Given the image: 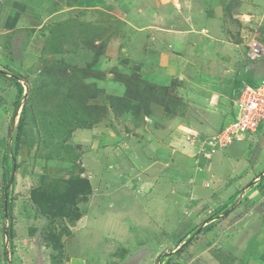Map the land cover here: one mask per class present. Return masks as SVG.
<instances>
[{"label":"rangeland","instance_id":"1","mask_svg":"<svg viewBox=\"0 0 264 264\" xmlns=\"http://www.w3.org/2000/svg\"><path fill=\"white\" fill-rule=\"evenodd\" d=\"M40 2L42 5L39 7L43 9L38 18L39 25L18 28L9 23L14 29H8L0 23V70L9 75L0 74V175L5 170L4 177L0 176V264H64L63 248H56L53 241H45L44 231L49 229V223L31 194L39 187L43 175L56 173L62 177L68 172L69 166L61 164V160L73 158V155L67 150L64 152L58 145L65 138V146L67 139L80 129L68 136L67 132H63L66 125L61 132L56 131L59 121L67 120L74 113V125L79 123L78 120L94 122L92 127L97 124L96 131L88 133V136L92 135L91 144L74 148L76 153L77 149L82 152L85 163L96 162L97 159L98 163L106 161L101 160L103 155L99 157L96 154L98 150L103 152L94 144L101 136L111 139L117 148L129 143L127 148L136 155L135 149H143L145 153L144 149L151 143L145 138L149 131L154 134L179 124L169 108L176 105L177 95L181 93L144 79L138 66L140 61H130L131 68L121 64L126 58L136 57L138 43L143 40L129 22L122 19L121 11L128 7L118 4V0ZM252 8H245L247 13L243 10L240 15L257 14ZM242 20L245 25V21H249L247 18ZM241 28L244 29V24ZM126 50L129 52L126 53ZM109 67L113 72L112 79L128 86V95L116 93L120 95L119 99L113 97L111 101L114 88L101 85L108 76ZM143 71L147 77L152 73L147 69ZM15 75H19V81L11 80ZM141 91L153 96L148 113L143 111L140 116L136 112L131 113V109L135 106L137 112H141ZM68 97L71 99L68 100ZM66 101L69 102L68 111L61 116L60 107ZM21 117L24 126L17 141ZM184 133L181 142L183 150H177L176 156L184 154L185 150L188 152L186 147L190 149L187 138L191 132ZM258 134L256 132L252 140H245L247 143L243 141L245 146H240L243 148H229L227 154L233 159L247 153L248 163L241 173L234 174L229 168L227 175L231 174V179L214 170L212 175H219L216 177L222 182L216 186L213 180L210 183L205 181L200 194L197 190L199 183L193 180L195 178L191 179L189 175L179 179L184 185H179L177 195L192 199L197 206L196 213L193 206L184 207V197H178L168 217L154 216L157 220L151 223L141 215L142 226L131 229L122 245L114 247L115 252L124 255L125 251H134L136 254L129 264H264V194L261 196L259 191L264 185V132ZM124 154L128 156L124 161L125 167L131 157ZM51 155L61 157V160ZM192 158L195 162L198 160ZM132 159V165L140 168L137 159ZM181 159L191 163L192 168L205 171L206 161L193 165L188 158ZM181 159L176 158L172 162L177 160L178 165L184 167ZM216 159L214 157L212 161ZM78 171L74 169L75 173ZM144 171L149 177L152 168L147 167ZM252 174L256 177L253 182L245 183ZM235 180L244 181L243 184H236ZM207 184H210L209 188ZM220 185L223 188L219 193L217 189ZM49 187L53 189L55 185ZM183 189L188 190L185 192ZM203 190L207 191L201 192ZM112 191L114 188H111ZM208 194L209 198H204ZM208 199L211 204H207ZM230 208V214H225ZM191 209L195 219L190 217ZM172 214L176 215L175 220ZM169 217L171 220L168 222ZM10 227L15 232L11 239H7L6 231ZM81 237L80 233L77 240ZM190 238H193L191 245L176 254ZM94 251L101 257L102 245L97 244Z\"/></svg>","mask_w":264,"mask_h":264},{"label":"crops","instance_id":"2","mask_svg":"<svg viewBox=\"0 0 264 264\" xmlns=\"http://www.w3.org/2000/svg\"><path fill=\"white\" fill-rule=\"evenodd\" d=\"M118 4L128 7L127 10L121 11L122 19L129 22L143 39L138 43L136 57L126 58L121 64L125 63L131 68L130 61H140L141 65L138 66L142 69L141 76L144 79L148 78L158 86L181 93L177 95L176 105L169 108V111L175 114L172 115L175 122L179 124L170 130H160L154 134L149 131L145 138L151 143L144 149L145 153L143 149H135L136 155H133V150L127 148L129 143L117 148L111 139L106 140L101 136L94 144L103 150L96 151V154L99 157L103 155L101 160L106 161L99 163L98 159L96 162L85 163L82 152L77 149L78 155L74 149L78 148L76 146H83L82 144H91L92 135L88 136V133L95 132L97 124L92 128L80 129L79 132L74 131L73 136L71 134L72 137L67 139L66 144L73 148L77 158L74 163L61 162L69 166L68 172L61 178L68 180L79 176L89 181L92 191L87 196H79L76 206L80 216L74 224L67 223L68 231L62 234L64 264H129L136 253L129 250L121 255L115 252L114 247L122 245L131 229L142 226L141 215L149 221H156L155 217L160 215L168 217L167 214L177 203L178 197H186L177 195L179 185H184L179 180L181 177L187 178L190 175L191 179L195 178L193 180L199 183L197 190L200 194L199 190L204 188L205 181L210 183L213 180L216 186L222 182L216 177L219 175H212L214 170L231 179V174L227 175L229 168L232 173L237 174L244 171L248 164L245 152L234 159L227 154L232 146L243 148L240 146L247 143L245 141L234 142L210 159L197 156V149L193 146H190V149L186 147L188 152L185 150L182 155L176 156L175 152L183 150L181 142L184 132L212 135L231 124L234 101L240 88L244 84L256 86L264 81V58L252 62L246 56V46L253 37H258L264 43V0H118ZM40 5V0H0L2 27L14 29L29 24L39 25L38 18L43 9ZM247 7H253L257 14L241 16L240 12L243 10L247 13ZM243 18L249 20L245 21L246 25ZM241 22L244 24L243 30ZM128 52L129 50H126V53ZM144 69L152 71L151 75L145 76ZM107 71L108 76L101 85H104V88H114L115 93L110 96L120 97L116 93L127 95V84L112 79L111 67ZM261 132H264V129ZM141 143L145 142L141 140ZM124 153L131 157L125 167L124 161L128 156ZM185 157L192 161L193 165L206 161L205 171L192 168L191 163L187 164L181 159ZM192 157L198 160L195 162ZM214 157H217L215 162L212 161ZM132 158L137 159L140 168L132 165ZM176 158L179 161L181 159L185 166L178 165L177 160L172 162ZM147 167L152 168L149 177L145 171L142 172ZM74 169L79 171L71 174ZM4 171L0 175L2 178ZM199 171L204 173V176ZM48 175L59 178L56 173ZM254 178L256 177L252 174L248 182L235 180L234 183L243 184L244 181L250 184ZM200 179L203 180L199 182ZM208 186L210 184H207ZM109 187L114 188V191L111 192ZM128 188L132 190L128 191ZM222 188L220 185L217 191L220 193ZM183 190L186 192L188 189ZM259 191L262 196L264 185L260 186ZM204 198H209V194ZM210 199L207 204L212 203ZM185 200L184 207L191 205L197 208L192 199ZM172 216L175 220L176 215ZM152 217L154 219H151ZM190 217L196 218L193 216V209L190 210ZM170 220L171 217L167 221ZM47 222L50 226V222ZM185 226L188 228V224ZM57 232H60V228ZM80 233L82 237L77 240ZM97 244L102 245L101 257L94 251Z\"/></svg>","mask_w":264,"mask_h":264},{"label":"trees","instance_id":"3","mask_svg":"<svg viewBox=\"0 0 264 264\" xmlns=\"http://www.w3.org/2000/svg\"><path fill=\"white\" fill-rule=\"evenodd\" d=\"M1 75L9 76L7 73L4 71L0 70ZM11 78L12 81H19V75H15ZM128 87V86H127ZM140 93V91H138ZM128 95V93H127ZM153 95L150 94H144L141 91V112H137L138 108L133 106L131 109V113L138 114V115H143V111L148 113V110L150 109V101L152 99ZM117 98L115 96L110 97V101L112 98ZM68 100L71 98L68 97ZM119 99V98H117ZM121 99V98H120ZM69 102H63L61 105L62 110H61V116L65 115L67 113V104ZM75 114L71 115L67 120H61L57 123L58 130L61 132V130H64L63 128L64 125H66V129L63 132H67V135H71L74 130L76 129H88L92 128L93 123H88L87 120H78L79 123L75 124L73 123L74 120H76ZM140 115V116H141ZM56 115V117H61ZM23 119L21 117L19 126H18V133H17V141L19 139L20 133L23 130L24 123L22 122ZM65 127V126H64ZM54 133V132H53ZM262 133V132H260ZM260 133L258 135H260ZM51 135V134H48ZM60 136V134H59ZM64 139L62 140L61 143H59L61 149L66 152L65 150L68 151V153L73 155V158L71 157H66L65 159L61 160V157H53L54 159H59L63 163H74L75 159L77 158L75 151L73 150L72 147L69 145L65 144L64 146ZM59 147V148H60ZM64 160V161H63ZM74 171H71V174H73ZM39 187L37 189L32 190V198L36 201L38 206L41 208V211L43 212L44 216H47L50 219V226L49 229L44 231V234L46 235V240L47 241H53L55 242L54 245L56 248L61 249L62 244H61V237L64 231H68L67 229V223L74 224L75 220L79 218L80 213L77 209V204L79 202L78 198L79 196H87L91 193V186L88 180H83L79 176H75L71 179H64V178H53L48 174H45L41 177ZM55 185L53 189H51L49 186ZM8 195V194H7ZM41 199L43 201H41ZM10 206V204L8 205ZM232 209H228L225 214H230ZM58 228H60V232L58 231ZM8 231V238L11 239L14 236V229L13 227H10ZM193 238L188 239L186 243H184L178 251H176V254L182 253L185 248L191 245ZM54 246V247H55Z\"/></svg>","mask_w":264,"mask_h":264},{"label":"built area","instance_id":"4","mask_svg":"<svg viewBox=\"0 0 264 264\" xmlns=\"http://www.w3.org/2000/svg\"><path fill=\"white\" fill-rule=\"evenodd\" d=\"M247 58L251 61L264 58V43L258 37L249 42ZM234 102L232 123L218 133L200 135L191 131L187 141L197 149V156L210 159L234 142L252 140L256 132L264 129V81L256 86L244 84Z\"/></svg>","mask_w":264,"mask_h":264},{"label":"clouds","instance_id":"5","mask_svg":"<svg viewBox=\"0 0 264 264\" xmlns=\"http://www.w3.org/2000/svg\"><path fill=\"white\" fill-rule=\"evenodd\" d=\"M249 44V43H248ZM248 44H247V47H248ZM248 51V50H247ZM247 51H246V53H247ZM248 59V58H247ZM263 59V58H262ZM249 60V59H248ZM260 60V59H259ZM251 61V60H250ZM258 61V60H257ZM252 62H255V61H252ZM233 144V143H232ZM227 149V148H226ZM257 180H259V178L257 179ZM46 218H47V220L50 222V219L46 216Z\"/></svg>","mask_w":264,"mask_h":264},{"label":"water","instance_id":"6","mask_svg":"<svg viewBox=\"0 0 264 264\" xmlns=\"http://www.w3.org/2000/svg\"><path fill=\"white\" fill-rule=\"evenodd\" d=\"M6 238L9 239V238H8V231H6Z\"/></svg>","mask_w":264,"mask_h":264}]
</instances>
